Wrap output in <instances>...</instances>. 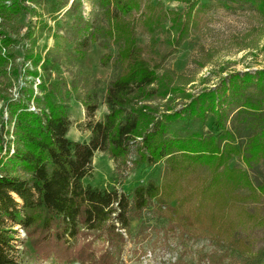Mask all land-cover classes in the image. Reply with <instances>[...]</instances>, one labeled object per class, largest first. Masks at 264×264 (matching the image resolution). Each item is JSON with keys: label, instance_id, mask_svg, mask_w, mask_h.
Here are the masks:
<instances>
[{"label": "trees", "instance_id": "trees-1", "mask_svg": "<svg viewBox=\"0 0 264 264\" xmlns=\"http://www.w3.org/2000/svg\"><path fill=\"white\" fill-rule=\"evenodd\" d=\"M24 1L0 0V102L7 111L6 143L12 142L9 152L0 133V264H15L14 224L27 231L42 257L51 255L59 263L115 264L129 239V222L145 214L160 222L153 224L151 250L168 249L173 237L181 246L206 240L209 249L196 255L195 264H226L242 254L236 224L225 218L221 197L227 192L235 197L237 189L253 190L246 170L229 164L232 156L247 168L264 162V67L230 73L193 95L183 87L188 79L165 66L197 27L198 12L210 4L179 0L180 8L169 9L148 0H100L121 70L104 90L106 113L101 120L93 117L95 93L81 100L89 135L86 141H75L66 137L70 90L64 80L51 76V60L23 58L28 62L24 83L17 88L18 96L9 93L18 67L14 38L5 23L11 26L29 11ZM233 4L247 5L264 21V0L220 3L225 8ZM133 11L137 22L128 19ZM136 28L146 36L144 44L136 41ZM207 114L212 119L206 133L191 130V122L202 124ZM177 122L182 133L171 127ZM241 135L247 138L243 146L237 139ZM95 151H105L118 173L163 161L170 175L162 174L161 184L147 180L127 190L83 183ZM192 170L193 184L175 196V182ZM258 189L264 191V183ZM243 216L240 228L264 223V217L250 211ZM145 227L151 228L144 224L139 237L145 236ZM98 240L106 247L95 256ZM169 264L189 263L180 254Z\"/></svg>", "mask_w": 264, "mask_h": 264}, {"label": "rangeland", "instance_id": "rangeland-1", "mask_svg": "<svg viewBox=\"0 0 264 264\" xmlns=\"http://www.w3.org/2000/svg\"><path fill=\"white\" fill-rule=\"evenodd\" d=\"M148 1L159 2L169 9L181 7L179 0ZM200 2L210 5L204 11L198 12V25L195 30L165 61L166 67L188 79L183 87L193 95L203 88L216 86L221 77H227L230 73L253 72L264 67V21L256 12L247 5L240 7L233 4L230 8H225L220 5L222 0ZM24 4L29 7V11L17 17L11 26L5 23L14 38L12 50L18 67V75L13 80L9 93L15 98L18 96V86L24 83L22 74L28 62L23 63V58L36 55L48 58L52 63L51 76L64 80L70 90L66 108L70 126L66 137L70 140L86 141L89 132L83 127L84 109L81 100L86 93L94 92L97 100L93 117L101 120L106 113L102 95L108 82L121 70L116 61L117 45L107 38L106 29L109 24L100 0H25ZM137 14L133 11L128 19L133 17L137 22ZM135 37L139 44L146 42V36L138 28L135 30ZM38 81L35 77L34 82ZM33 88L35 89L34 86ZM1 109L0 120L3 127L0 126V133L5 138L3 148L8 145L11 152L12 142L6 143L7 111L5 108ZM211 119L212 115L207 114L204 123L191 122V130L206 133ZM171 127L181 132L180 122L172 124ZM9 128L11 131V127ZM237 139L240 146L247 140L246 135L238 136ZM3 148L0 149V156H3ZM229 164L246 170L253 190L237 189L233 192L235 197L228 192L221 197L224 216L235 222L236 238L245 249L226 264H264V223L253 224L247 228L238 227V221L243 219L245 211L264 217V191L258 189V185L264 183V162L247 168L241 159L232 156ZM165 165L161 161L146 167L140 165L134 169L129 166L118 173L114 161L105 151H95L91 157L90 173L83 177L82 182L99 187L115 186L122 190L147 180L159 184L164 178L162 174L170 175L166 172ZM195 175L193 170L181 174L175 182V196H179L185 185L193 184ZM144 224L151 228L145 227V236L139 237L138 231ZM153 224L158 226L160 222L154 218L149 219L148 214L129 222V239L115 264H169L180 254L189 264H195L196 255L209 249L204 239L185 241L181 246L176 243V239L170 237L168 249L156 247L151 250L152 240L156 237ZM12 227L14 233L11 242L14 244L15 264H78L76 261L59 263L51 255L42 257L35 250L32 241L30 242L27 231L19 225L14 224ZM80 230L83 232L82 228ZM119 231L125 238L123 229ZM81 241L82 236L76 246ZM95 247L100 248L95 253L98 256L106 243L98 240Z\"/></svg>", "mask_w": 264, "mask_h": 264}, {"label": "built area", "instance_id": "built-area-1", "mask_svg": "<svg viewBox=\"0 0 264 264\" xmlns=\"http://www.w3.org/2000/svg\"><path fill=\"white\" fill-rule=\"evenodd\" d=\"M12 151V150H11Z\"/></svg>", "mask_w": 264, "mask_h": 264}]
</instances>
